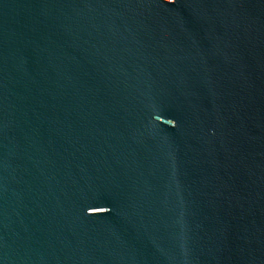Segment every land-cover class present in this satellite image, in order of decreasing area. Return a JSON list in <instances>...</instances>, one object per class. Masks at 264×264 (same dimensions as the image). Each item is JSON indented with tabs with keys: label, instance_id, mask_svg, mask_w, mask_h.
Instances as JSON below:
<instances>
[{
	"label": "water",
	"instance_id": "water-1",
	"mask_svg": "<svg viewBox=\"0 0 264 264\" xmlns=\"http://www.w3.org/2000/svg\"><path fill=\"white\" fill-rule=\"evenodd\" d=\"M0 264H264V0H0Z\"/></svg>",
	"mask_w": 264,
	"mask_h": 264
}]
</instances>
